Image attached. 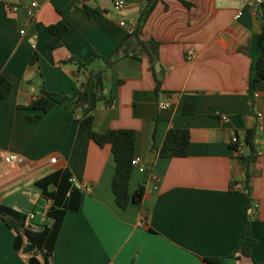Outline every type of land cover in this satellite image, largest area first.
Returning a JSON list of instances; mask_svg holds the SVG:
<instances>
[{"label":"crops","instance_id":"crops-1","mask_svg":"<svg viewBox=\"0 0 264 264\" xmlns=\"http://www.w3.org/2000/svg\"><path fill=\"white\" fill-rule=\"evenodd\" d=\"M113 1L0 0V76L12 84L10 95L0 96V206L27 217L28 227L38 206L45 222L37 183L69 171L85 190L80 210L64 218L51 264H208L211 258L264 264V131L257 121L264 114V91L255 93V103L249 94L260 11L255 14L239 0H184L189 6L159 0L142 30L145 40L161 44L156 75L147 55L121 58L108 72L110 105L106 100L95 105L91 97L89 109L76 119L65 106L30 119L39 114L29 106L42 87L72 95L83 79L77 61L100 67L99 57L108 58L137 28L146 0H123L120 11ZM32 2L39 8L29 19ZM15 6L17 12L11 10ZM86 8L96 12L89 15ZM60 22L69 30L50 48L48 27ZM161 103L169 107L161 109ZM87 116L94 118L97 133L135 131L136 157L147 169L135 170L130 193L146 188L141 207L117 206L111 147H100L81 128L77 119ZM171 129L189 131L187 157L160 156ZM252 129L258 151L247 209V168L231 141ZM4 155H19L24 163L7 164ZM249 216L254 261L231 258ZM15 240L0 219V264H28L32 256L24 255L25 248L17 251Z\"/></svg>","mask_w":264,"mask_h":264},{"label":"trees","instance_id":"trees-1","mask_svg":"<svg viewBox=\"0 0 264 264\" xmlns=\"http://www.w3.org/2000/svg\"><path fill=\"white\" fill-rule=\"evenodd\" d=\"M189 6L184 0H181ZM159 0H146L145 6L139 14L137 28L128 34L119 43L108 58L99 57L102 66L92 67L93 62L82 63L77 61L78 73L83 79L76 82L72 95H60L49 92L45 87L41 88L39 95L31 102L30 109L38 112V115L31 116V120L41 118L55 107L65 106L71 108L75 119L79 112H86L90 107L91 97H95V105L106 100V89L108 72L121 58H137L147 55L150 58L151 68L156 75L155 66L159 61L161 44L155 40H145L142 36L143 26L152 14ZM89 15L96 10L86 8ZM261 32L258 42L257 55L252 61L249 77V94L253 102L255 93L264 91V5L261 7ZM69 27L60 22L48 27L52 38L49 42L50 48H56L62 38L68 32ZM161 82L158 81L157 91L160 92ZM12 90V84L3 76H0V96L6 99ZM112 99L106 100L110 105ZM255 103V102H254ZM78 124L88 132L89 138L100 147L109 145L114 157L116 172L112 181V189L115 195L116 204L119 208L126 210L131 204L142 206L146 188L139 186L133 195L130 193V183L135 169L132 165L136 157V133L133 130H110L106 133H97L93 129L94 118L87 116L77 119ZM240 138V137H239ZM257 130L247 131L240 142L245 144L246 152L240 156L242 163L247 168L245 190L247 191V209L252 206L249 181L251 180V165L256 162L258 151ZM191 146L190 133L187 130L171 129L160 150L162 158H184L189 155ZM233 148V147H232ZM234 151V148H233ZM72 176L69 171L57 172L37 183L43 191L45 199L51 200L52 206L46 216L48 221L41 223L39 207L35 209L33 219L30 217L31 226H26L27 217L0 206V219L15 233V249L23 250L27 245L33 247L30 256H36L42 264H51L54 247L61 231L64 218L68 211H79L82 203V192L71 182ZM252 218L249 216L246 221L244 232L237 243L231 258L242 257L254 261L252 250L256 240L251 235ZM36 226H40L36 229ZM225 258L205 259L208 264H223ZM256 264V263H255Z\"/></svg>","mask_w":264,"mask_h":264},{"label":"built area","instance_id":"built-area-1","mask_svg":"<svg viewBox=\"0 0 264 264\" xmlns=\"http://www.w3.org/2000/svg\"><path fill=\"white\" fill-rule=\"evenodd\" d=\"M76 2H85L87 0H74ZM241 2L242 5L244 6H249L252 8V10L255 12V14H258L259 11L261 10V7L264 5V0H239ZM114 6L117 10H122L126 7V3L123 0H114ZM39 6L37 2H32L31 6L29 7L28 10V16L29 19H33L36 16L37 10H38ZM18 7H11V10L14 12L18 11ZM242 16V13L239 11V13L236 15V19H239ZM132 32V31H131ZM21 34H25V31H22ZM188 59L191 60L193 59L194 53L192 50H189L187 53ZM169 107V104L167 103H161L160 104V108L161 109H166ZM257 121H258V127L261 128L264 131V114L263 113H258L257 114ZM231 144L234 148V152L236 153V155L238 157L242 156L245 154L246 152V147L245 144L240 142V138L238 136H234L232 138ZM3 159L5 161V163L7 164H12V165H21L24 163V159L23 157L19 156V155H4ZM132 165L134 167L135 170L144 173L147 169V165L145 163H143L141 161V159L135 157L132 161ZM153 182L156 183V179L153 178ZM71 182L73 183V185L80 190L81 192L85 190V185L79 183L76 179H71ZM52 201L49 199H45V202L42 204L41 208L44 210V219L43 221H48V218L46 216L48 210L51 208L52 206ZM34 215L31 216V218L33 219Z\"/></svg>","mask_w":264,"mask_h":264},{"label":"water","instance_id":"water-1","mask_svg":"<svg viewBox=\"0 0 264 264\" xmlns=\"http://www.w3.org/2000/svg\"><path fill=\"white\" fill-rule=\"evenodd\" d=\"M159 70V65H157V71ZM150 162V161H148ZM33 252V247L31 245H27L23 251L24 254H32ZM28 264H42L41 261L39 260L38 257L36 256H32L30 259H29V262Z\"/></svg>","mask_w":264,"mask_h":264},{"label":"rangeland","instance_id":"rangeland-1","mask_svg":"<svg viewBox=\"0 0 264 264\" xmlns=\"http://www.w3.org/2000/svg\"><path fill=\"white\" fill-rule=\"evenodd\" d=\"M101 66H102V65H101ZM24 255H25V254H24ZM27 255H28V254H26L25 256H27ZM28 256H29V255H28ZM30 258H31V257H30ZM30 258H29V259H30Z\"/></svg>","mask_w":264,"mask_h":264}]
</instances>
